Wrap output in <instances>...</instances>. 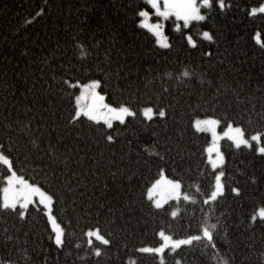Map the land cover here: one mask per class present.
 <instances>
[{"label": "trees", "instance_id": "obj_1", "mask_svg": "<svg viewBox=\"0 0 264 264\" xmlns=\"http://www.w3.org/2000/svg\"><path fill=\"white\" fill-rule=\"evenodd\" d=\"M261 2L225 0L221 10L213 0L211 9L202 6L205 20L188 26L166 17L164 47L139 23V9L151 11L145 0H0V148L11 149L19 175L57 193L53 213L67 231L58 250L41 206L30 204L23 220L0 210V264H162L160 255L167 264H218L220 256L229 264H264V220L249 219L264 202V154L256 141L237 147L228 138L220 141L226 190L213 205L219 256L197 241L162 254L136 251L158 245L160 227L174 238L196 235L208 211L182 198L153 209L143 195L161 168L182 178L185 190L190 183L208 188L215 171L207 163L210 135L191 126L195 115L219 118V130L232 119L248 136L264 131V45L253 38L259 31L264 40V12L248 14ZM69 76L100 79L107 104L166 107L167 119L138 113L111 127L88 117L71 123L79 87L70 95L61 86ZM4 175L0 165V187ZM97 221L111 241H95L99 256L81 236Z\"/></svg>", "mask_w": 264, "mask_h": 264}, {"label": "snow or ice", "instance_id": "obj_2", "mask_svg": "<svg viewBox=\"0 0 264 264\" xmlns=\"http://www.w3.org/2000/svg\"><path fill=\"white\" fill-rule=\"evenodd\" d=\"M145 3L150 6L159 17L166 18L169 17L170 14H174L175 17L182 20L184 26H188L192 21L205 20L206 15L201 10L202 6L211 9L213 0H162V4L160 0H145ZM215 4L222 10L225 7V0H215ZM257 12H264V2L259 3L258 6H252L248 10L249 15H254ZM137 15L140 18L139 23L148 28L156 37V44L167 47V37L162 30L160 22L145 23L143 18L149 17L150 15L147 8L139 9ZM175 27L179 28L180 25L176 24ZM201 35L208 40L213 39L211 32L208 30L202 31ZM185 37L190 45H195L196 42L193 40L190 33H185ZM260 37L261 33L257 31L253 38L257 43L264 45V40H261ZM81 54L83 55V53ZM207 55L210 56L211 52L209 51ZM188 75L189 73L187 71L182 73L183 77ZM177 78L179 79L181 77ZM53 79H55V77H53ZM60 83L65 90H71L70 95L71 92L75 91L77 86L80 89L79 93L75 95L74 110L69 114L71 123H75L78 119H82L83 117H88L92 121L103 120L105 124L111 127L113 120L123 123L126 117H135L138 113L148 121H151L154 117L167 119L168 109L161 106L157 110L151 103L139 109L133 108L127 102L117 105L99 103L104 99L100 92L97 91V88L102 84L100 79H90L87 82H81V80L69 76L67 78L61 77ZM86 97H91V102L82 104V98ZM220 122V119L213 115H195L190 121L191 126L197 131H210L213 135V143L206 149L208 152L207 163L210 165L211 169L215 170L208 188L202 189L199 183L194 185L190 183L189 190H185L182 178L167 179L163 176L165 171L164 168H161V179H157L147 185L146 191L143 193L153 209H162L167 200L175 199L179 202L181 198L186 202L200 203L202 209L207 207L208 211L202 212V222L199 225L197 234L174 238L164 227H160L156 235L159 236L163 242L155 247L143 244L136 249L138 253L162 254L166 248L170 247L175 250L181 246L190 245L193 241H197L203 242L206 253L210 247L211 250H213V255L219 256V249L217 248L214 234L219 231L220 219L216 218L215 222H213V205L219 197L225 194L226 190L224 182L226 173L221 170V166L225 165V158L215 143L218 135L216 126L220 124ZM223 135L227 136L237 147L241 145L251 147V141H256V151L264 154V131L253 130L251 136H248L242 124L235 123L232 119H228L227 128ZM114 139L115 137L111 134L106 136V141L108 142H112ZM144 147L149 152H152V149L148 145ZM213 151L215 155H212ZM16 160L17 158L13 157L11 149L5 151L0 148V165L4 166L7 170V175H4L2 178L3 186L0 187V210L15 211L18 217L23 220L26 219L25 210L28 209L30 204H37V207L43 206V211L47 217V223L51 230L50 239L58 250L62 249L67 231L63 223L59 221L57 216L53 213V204L57 199V193L55 191L46 190L41 184L32 183L28 179H25L24 176L19 175L15 166ZM162 179L164 181L163 187H161ZM192 188L195 189L194 192L191 191ZM231 192L239 195L242 189L238 186H231ZM178 211V207L174 208L170 215L175 217ZM258 218L264 220V202L256 207L249 217L253 223H255ZM169 227H171V225H169ZM108 235L109 234L104 232L98 221L95 224H86L81 231V236L86 241L90 253H95L97 256L101 254L102 249L95 245V241H99L103 245H110L111 241ZM210 258L211 257H209V259ZM160 260L162 264H167L163 255H160ZM218 264H229V261L220 256Z\"/></svg>", "mask_w": 264, "mask_h": 264}, {"label": "rangeland", "instance_id": "obj_3", "mask_svg": "<svg viewBox=\"0 0 264 264\" xmlns=\"http://www.w3.org/2000/svg\"><path fill=\"white\" fill-rule=\"evenodd\" d=\"M160 2H161V4H162V0H160ZM149 13H150V15H149V17H144L143 19L145 20V23H149V22H152V23H156L157 21H159L160 22V24L162 25V30H163V20L165 19V17H159L158 16V14H156L155 13V11L151 8V11H149ZM175 16L174 14H170L169 16ZM152 16H155L156 18L155 19H152ZM177 18V17H176ZM143 26V25H142ZM144 27V26H143ZM146 28V27H145ZM146 29H148V28H146ZM149 30V29H148ZM150 31V30H149ZM156 38V37H155ZM161 46H163V45H161ZM79 91H80V89H79ZM79 91H78V93H79ZM97 91H98V88H97ZM99 92V91H98ZM77 93V94H78ZM76 94V95H77ZM91 102V97H86V98H82V100H81V103L82 104H87V103H90ZM99 103H103V104H107L106 103V101H105V99H103V101H100ZM102 122H104L103 120H101ZM227 128V126L225 127V128H223L222 130H219L218 129V125L216 126V132H217V139L215 140V143H216V145L219 147V149H220V141H221V139H223V138H228L227 136H224L223 135V133H224V131H225V129ZM201 131H205V130H201ZM205 132H207L209 135H210V143H209V145H211L212 143H213V135H212V133L210 132V131H205ZM229 139V138H228ZM208 145V146H209ZM208 146H207V148H208ZM206 148V149H207ZM221 151V150H220ZM207 152V151H206ZM212 155H215V152L213 151V153H212ZM207 157H208V152H207ZM163 176L165 177V178H167V179H170V178H168V177H166L164 174H163ZM157 179H161V175L157 178ZM156 179V180H157ZM155 181V180H154ZM164 186V181H163V179H162V182H161V187H163ZM168 201V200H167ZM166 201V202H167ZM37 203H38V198H37ZM34 205H37V204H34ZM42 207V209H43V206H41ZM163 241L161 240V242L160 243H162ZM159 243V244H160ZM158 244V245H159ZM158 245H156V246H158ZM153 247H155V246H153Z\"/></svg>", "mask_w": 264, "mask_h": 264}]
</instances>
